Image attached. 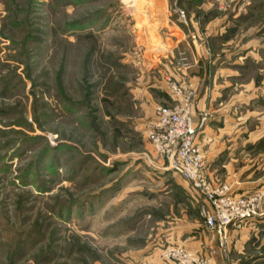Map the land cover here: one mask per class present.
Segmentation results:
<instances>
[{
    "label": "rangeland",
    "instance_id": "1",
    "mask_svg": "<svg viewBox=\"0 0 264 264\" xmlns=\"http://www.w3.org/2000/svg\"><path fill=\"white\" fill-rule=\"evenodd\" d=\"M176 1L168 15L186 25ZM237 1L225 0L227 12ZM239 1L227 58L206 77L211 90L217 78L211 100L235 108L217 133L219 149H233L214 165L203 156L204 174L234 196L253 184L245 194L258 204L221 244L201 198L155 154L153 123L138 125L162 79L191 92L157 75L138 43L135 25L149 19L133 11L138 0H0V264H145L161 245L149 263L178 264L166 257L177 248L205 264H264V0Z\"/></svg>",
    "mask_w": 264,
    "mask_h": 264
},
{
    "label": "crops",
    "instance_id": "2",
    "mask_svg": "<svg viewBox=\"0 0 264 264\" xmlns=\"http://www.w3.org/2000/svg\"><path fill=\"white\" fill-rule=\"evenodd\" d=\"M213 1L177 0L179 7L185 10L188 15L189 23L186 25L178 24L172 21V18L170 19L168 15L169 0H138L133 7V11H136V13H140V11L149 13V19L145 21L139 20L135 27L138 28V43L144 47L145 52H152L150 54L157 61L153 68L156 74L161 75V77H171L176 84L180 83L179 85L190 90L195 95L191 108L192 122L195 127L200 124L203 117H206L196 143L203 156L207 159V165H214L218 156L224 155V152H230L231 154L233 149L229 146L227 149H219L221 146L217 143L220 135L217 133L237 118L235 111H233L235 108L232 106L226 111L225 107L222 109V103H215L214 99L211 100L213 92L215 94L219 90L215 84V79L217 78L213 79L211 90L209 81L206 82V77L212 71L214 77L220 74V70H218L221 67L220 61L223 58H227L226 51L221 50V46L225 48L227 32L232 31V28L237 25L236 22L240 18L239 13L242 8L238 0L236 5L231 8L232 10L229 9V12H227V7L223 5L225 0H215V2H218V6L213 5ZM214 50H218L219 53H215ZM182 57L185 58L186 66H183L180 61ZM163 62H167L168 66H164ZM160 83L153 87L157 94L155 102L140 104V109L145 113L141 116L138 125L143 127V129L154 122V109L157 105L174 104L172 102L175 101V98L169 86L163 79ZM207 87L209 88L207 89ZM158 101L166 103H158ZM244 172L250 173L243 180L252 181L253 173L251 168ZM205 174L215 185L206 171ZM250 185L253 184H238L237 194L248 193L254 188L249 187ZM175 236H177L175 230L167 233L165 235V244L171 243ZM161 247L163 246L161 245ZM161 247H157L155 251L153 249L152 253L148 254L149 256L145 257V253H143L140 257L141 261L143 263L146 262L145 264H155L149 263L151 262L149 257L154 258L156 254L158 255V248L160 249ZM187 247L195 253L200 252L199 245L191 244ZM146 250L150 251L151 249ZM133 261L130 263L134 264L135 262Z\"/></svg>",
    "mask_w": 264,
    "mask_h": 264
},
{
    "label": "built area",
    "instance_id": "3",
    "mask_svg": "<svg viewBox=\"0 0 264 264\" xmlns=\"http://www.w3.org/2000/svg\"><path fill=\"white\" fill-rule=\"evenodd\" d=\"M175 14L183 22V13L176 11ZM169 88L177 103L154 109V122L148 135L150 144L155 154L168 161L169 166L178 171L201 198L204 226L224 244L228 242V229L233 227L239 230L255 216L258 196H234L228 187L214 185L208 179L204 174L203 154L196 143L205 119L195 127L190 116L191 92L184 98L183 89L174 84ZM166 254V257L177 260L178 264H205L177 248L169 249Z\"/></svg>",
    "mask_w": 264,
    "mask_h": 264
},
{
    "label": "bare ground",
    "instance_id": "4",
    "mask_svg": "<svg viewBox=\"0 0 264 264\" xmlns=\"http://www.w3.org/2000/svg\"><path fill=\"white\" fill-rule=\"evenodd\" d=\"M133 2L135 1V0H132Z\"/></svg>",
    "mask_w": 264,
    "mask_h": 264
}]
</instances>
